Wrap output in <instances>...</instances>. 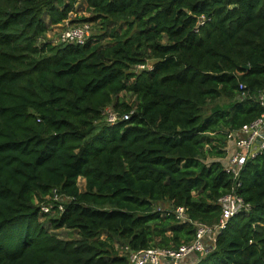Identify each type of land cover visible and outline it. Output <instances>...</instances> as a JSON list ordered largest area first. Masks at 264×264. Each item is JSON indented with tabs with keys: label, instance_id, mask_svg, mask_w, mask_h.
<instances>
[{
	"label": "trees",
	"instance_id": "16d2710c",
	"mask_svg": "<svg viewBox=\"0 0 264 264\" xmlns=\"http://www.w3.org/2000/svg\"><path fill=\"white\" fill-rule=\"evenodd\" d=\"M86 24L85 45L49 38ZM262 92L264 0H0V264L179 250L197 228L174 211L212 227L229 194L251 209L195 264H264V153L223 163Z\"/></svg>",
	"mask_w": 264,
	"mask_h": 264
},
{
	"label": "built area",
	"instance_id": "2783aa9c",
	"mask_svg": "<svg viewBox=\"0 0 264 264\" xmlns=\"http://www.w3.org/2000/svg\"><path fill=\"white\" fill-rule=\"evenodd\" d=\"M91 36V25L86 24L66 29L60 33L56 42L85 45ZM140 68H145V66H140ZM245 88V86L241 85L242 91ZM259 103L264 108V92L259 96ZM124 118V120H128L129 116ZM108 121L111 124H115L117 121V116L112 111H109ZM225 151L226 157L223 159L225 170L229 174H233L235 178H238L249 160L264 153V112L258 120L232 132L229 135ZM54 195L55 200L62 201L57 190L54 191ZM220 204L223 208V216L220 223L212 227L193 222L188 217L186 208H177L174 211L176 219L182 223H191L197 228L196 241L191 245H183L179 250L149 249L133 252L127 248L130 264H183L191 255L199 253L206 256L214 250V241L227 229L229 221L237 215L249 213L251 209V206L246 204L244 199L236 196V194H229L223 197L220 200ZM59 209L60 211L64 210L62 204L59 205ZM42 210L45 213L50 212V208L47 206H44ZM207 239H212L213 244H206Z\"/></svg>",
	"mask_w": 264,
	"mask_h": 264
},
{
	"label": "rangeland",
	"instance_id": "374dc122",
	"mask_svg": "<svg viewBox=\"0 0 264 264\" xmlns=\"http://www.w3.org/2000/svg\"><path fill=\"white\" fill-rule=\"evenodd\" d=\"M76 16L90 17L88 4L81 5V3H78L76 5V8H75V14L72 15V19H74ZM62 28H64V27H62ZM62 28L55 27L53 29V31L50 33L49 38L56 42L58 40V37L61 33ZM91 28H92V35L98 34L101 31L100 26L93 25ZM138 70H139V68H138ZM79 184H80L81 188L84 187V181L83 180H80ZM206 244H208V245L213 244L212 239H207ZM118 249H119V252L122 254L125 252V250H122V247H119ZM196 262H197V258H196V254H194V255H191L188 259H186L183 262V264H195Z\"/></svg>",
	"mask_w": 264,
	"mask_h": 264
}]
</instances>
